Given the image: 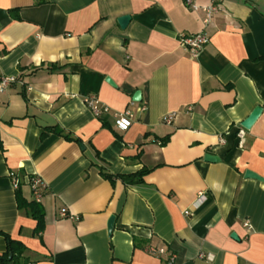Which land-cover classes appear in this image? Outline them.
Here are the masks:
<instances>
[{
  "label": "crops",
  "instance_id": "0c3cea01",
  "mask_svg": "<svg viewBox=\"0 0 264 264\" xmlns=\"http://www.w3.org/2000/svg\"><path fill=\"white\" fill-rule=\"evenodd\" d=\"M192 3L0 0V78H17L0 94V233L28 249L29 264H169L170 254L175 264H264V182L245 177L264 179V0ZM210 6L219 10L206 22ZM201 32L210 42L194 57L181 38ZM88 95L110 113L97 119ZM127 109L122 131L115 118ZM143 170L139 185L117 178ZM13 175L29 202L32 177L47 186L39 235Z\"/></svg>",
  "mask_w": 264,
  "mask_h": 264
},
{
  "label": "built area",
  "instance_id": "2783aa9c",
  "mask_svg": "<svg viewBox=\"0 0 264 264\" xmlns=\"http://www.w3.org/2000/svg\"><path fill=\"white\" fill-rule=\"evenodd\" d=\"M187 5L192 6L194 9H197L196 6L193 5L192 0H187ZM218 8L216 6H210L208 8H204V12L206 13V22H209V20L212 18L213 14L218 12ZM210 37L206 32H201L192 36H182L181 38V47L188 50L194 57H198L199 54L205 49V47L209 44ZM17 82V78L15 77H2L0 78V94H3L7 92V90ZM83 103L85 106L92 112V114L97 118H102L105 114L110 113V108L103 105L100 100L95 96H87L83 99ZM140 111H144V109H140ZM176 117V113H170L163 117V123L166 125H171ZM132 118H133V111L130 109L125 110L122 114L116 115L115 124L117 128H119L122 131H127L132 126ZM246 135L247 131L244 128H241V130L238 131L237 137L239 140V148L243 149L245 147L246 143ZM13 177V182L16 187V189L19 188L20 180L16 178V176ZM29 187L32 193V196L34 200L37 203H41L43 194L47 189V186L43 180L40 178L32 177L29 182ZM187 215L190 213L187 212ZM62 217H68L67 212L64 210L62 211ZM71 217V216H70ZM77 219V218H75ZM246 227H250L248 223L245 224ZM152 255H167L169 251L167 248H155L150 247L147 250ZM168 262L169 264H175V256L173 254H170L168 256ZM201 258H204L208 261H210L211 255H200Z\"/></svg>",
  "mask_w": 264,
  "mask_h": 264
},
{
  "label": "trees",
  "instance_id": "16d2710c",
  "mask_svg": "<svg viewBox=\"0 0 264 264\" xmlns=\"http://www.w3.org/2000/svg\"><path fill=\"white\" fill-rule=\"evenodd\" d=\"M264 60V58L262 59ZM104 127H108L106 123H104ZM53 131L59 135L64 136L67 140H72V138L68 135H64L61 130L53 129ZM170 140V137H166L162 140L161 145L165 146ZM140 156V154H139ZM148 171H140L135 174L130 175H119L117 178H120L124 183L128 185H139L143 183V177L149 173ZM104 178L112 181L114 176L104 173ZM21 182L19 188L16 192L17 206L18 209L23 212L27 217L35 220L37 222V228L34 231L35 235L41 234L45 229V212L41 204L37 203L35 200L29 202L27 201L22 194L21 190ZM7 242V250L4 254L0 255V264H29L28 258L25 257L28 249L21 243L11 239L10 236L0 233Z\"/></svg>",
  "mask_w": 264,
  "mask_h": 264
},
{
  "label": "water",
  "instance_id": "95a60500",
  "mask_svg": "<svg viewBox=\"0 0 264 264\" xmlns=\"http://www.w3.org/2000/svg\"><path fill=\"white\" fill-rule=\"evenodd\" d=\"M130 19H131L130 16H124V17H121L118 20V22H119V24H120L122 29L127 27V24L129 23ZM109 83L111 84V82H109ZM133 100L136 101V102H140L141 101L140 92L135 93V95L133 97ZM260 113H261V109L255 110V112L252 114V116L250 118H248L245 122L242 123V128H244L245 130L249 131L252 128V126L255 124V122L258 119ZM205 161L209 162V163H217V162H220V159H218V157L215 156V155H207L205 157ZM245 177H246V179H254V180H257V181H260V182H264L263 178L259 177L257 174H255V173H253L251 171H247L245 173ZM114 220H115V217H112L110 219V221H109V225H108V229H109L108 232L109 233H112V231H113Z\"/></svg>",
  "mask_w": 264,
  "mask_h": 264
}]
</instances>
